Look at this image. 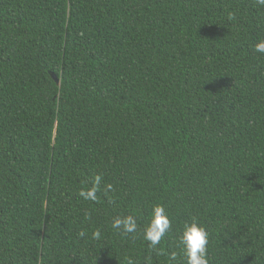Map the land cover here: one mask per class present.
I'll use <instances>...</instances> for the list:
<instances>
[{
  "label": "trees",
  "instance_id": "1",
  "mask_svg": "<svg viewBox=\"0 0 264 264\" xmlns=\"http://www.w3.org/2000/svg\"><path fill=\"white\" fill-rule=\"evenodd\" d=\"M260 38L256 0H0V264H183L193 216L208 264H264Z\"/></svg>",
  "mask_w": 264,
  "mask_h": 264
},
{
  "label": "clouds",
  "instance_id": "2",
  "mask_svg": "<svg viewBox=\"0 0 264 264\" xmlns=\"http://www.w3.org/2000/svg\"><path fill=\"white\" fill-rule=\"evenodd\" d=\"M256 3L264 6V0H256ZM254 49L258 53H264V38L257 40ZM100 182L101 176H94L92 186L81 188L79 195L85 200L95 202L98 199L97 192ZM111 226L124 234L135 233L138 230L137 218L130 214L113 217ZM170 228V218L164 207L160 204H153L140 230L143 239L149 243L151 248L155 249ZM80 235H84V233L81 232ZM100 235L101 233L98 230L93 232V236L97 239L100 238ZM178 242L180 254L183 256V264H208V232L197 217L193 216L182 222L178 232ZM176 255L175 252L172 253L173 260H175Z\"/></svg>",
  "mask_w": 264,
  "mask_h": 264
},
{
  "label": "water",
  "instance_id": "3",
  "mask_svg": "<svg viewBox=\"0 0 264 264\" xmlns=\"http://www.w3.org/2000/svg\"><path fill=\"white\" fill-rule=\"evenodd\" d=\"M52 78L55 80L56 83L59 82L57 76L54 73H51Z\"/></svg>",
  "mask_w": 264,
  "mask_h": 264
}]
</instances>
